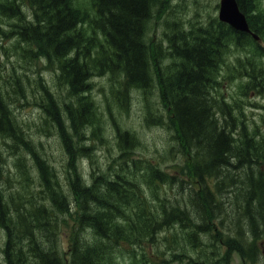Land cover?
I'll return each mask as SVG.
<instances>
[{"label": "trees", "instance_id": "trees-1", "mask_svg": "<svg viewBox=\"0 0 264 264\" xmlns=\"http://www.w3.org/2000/svg\"><path fill=\"white\" fill-rule=\"evenodd\" d=\"M236 3L251 33L217 18L185 26L170 20L161 43L148 29L169 11L167 0H90L89 9L73 0H0V17L19 42L55 66L69 97L60 102L40 85L52 106L51 134L66 152L60 174L39 155L41 141L28 134L0 84V141L13 157L6 161L0 154V227L5 254L15 264H111L113 254L152 243L170 248L168 261L188 264H229L234 253L258 256L257 240L264 238V112L262 131L236 123L231 114L237 105L216 93L231 47H249L234 68L247 80L241 91L264 92L258 64L264 60V18L253 0ZM103 73L118 85L122 106L136 89L152 93L166 110L154 115L170 133L168 151L175 149L178 172L137 155L136 138L118 129L114 160L90 163V173L82 174L87 136L99 113L88 96L90 82ZM183 169L187 181L177 175ZM66 215L71 225L64 249Z\"/></svg>", "mask_w": 264, "mask_h": 264}, {"label": "rangeland", "instance_id": "rangeland-1", "mask_svg": "<svg viewBox=\"0 0 264 264\" xmlns=\"http://www.w3.org/2000/svg\"><path fill=\"white\" fill-rule=\"evenodd\" d=\"M73 1L80 8H90V0ZM218 2L219 0H167L170 9L167 14L162 13L152 20L148 29L150 38L153 37V42L160 41L162 43L164 33H169L164 22L170 23V20L180 21L182 26H185L215 19ZM253 3L256 6L257 14L264 18V0H253ZM3 20L0 17V84L7 86L6 91L9 101H12V109L18 120L27 129L28 134L33 140L41 141L43 147H40L39 155L51 164L52 169H57L56 173L61 174L66 152L58 144L62 143L61 139L51 134L50 127L53 121L47 111L52 106L45 100L44 94H40V85L47 87L60 102H68L69 97L65 91L64 83L57 80L55 66L46 59H40L39 56L34 55L33 47L19 42L8 26L10 22L7 23ZM248 51L249 47L246 50L231 47L226 51L219 71L222 78L219 82L220 89L216 93L221 94L231 107L234 103L237 105V108H232L231 114L236 123L240 122L249 128H257L262 131L263 125L260 121L264 112V92L260 94L249 90L242 92L247 80L242 78L239 74L241 72L238 73L234 70L237 64L236 58L244 57ZM258 64L264 68V60L258 61ZM16 78L17 84L14 82ZM111 80V75L103 73L93 76L90 82L91 90L88 96L94 106L99 109V113L96 127L91 130L93 134L87 136L90 140V144L86 145L89 158L81 159L82 174L87 176L90 173V163L102 165L114 160L117 152L115 138L118 129H125L136 138L137 155L147 157L151 162L161 165L167 171L178 172L175 149L172 148L168 151L172 144L170 133L165 126L158 124L154 115L164 116L166 110L153 98L152 93L144 94L141 90L136 89L128 91L127 102L122 106L124 100L116 98L118 85L111 86ZM50 136L54 139H48ZM73 153L75 158L78 157L75 150ZM0 154L6 161L13 160L10 154L5 153L2 141H0ZM184 160L182 161L183 165L185 164ZM182 171L177 175L187 181L188 178L183 174L184 169ZM64 221L60 244L62 248L66 249L67 239L70 235V215H66ZM261 240L257 242V258L248 260L238 254H232L229 264H264V242ZM5 244L6 233L0 227V264H15L16 262L13 260L15 257L6 256ZM169 250L170 248L161 244H144L142 248L131 249L130 254L125 252L113 254L111 264H188L183 259L168 261ZM132 254H134V259L138 258L135 263L131 260ZM142 255L143 258H139ZM160 257L163 262L157 260Z\"/></svg>", "mask_w": 264, "mask_h": 264}, {"label": "water", "instance_id": "water-1", "mask_svg": "<svg viewBox=\"0 0 264 264\" xmlns=\"http://www.w3.org/2000/svg\"><path fill=\"white\" fill-rule=\"evenodd\" d=\"M218 18L238 31L249 32L245 18L239 12L235 0H221Z\"/></svg>", "mask_w": 264, "mask_h": 264}, {"label": "bare ground", "instance_id": "bare-ground-1", "mask_svg": "<svg viewBox=\"0 0 264 264\" xmlns=\"http://www.w3.org/2000/svg\"><path fill=\"white\" fill-rule=\"evenodd\" d=\"M18 77V76H17ZM12 80V79H11ZM31 80V79H30ZM36 82V81H35ZM68 169H70V168H68ZM87 182V181H86ZM21 190V189H20ZM186 195V194H185ZM223 216V215H222ZM229 220V219H228ZM169 253V252H168Z\"/></svg>", "mask_w": 264, "mask_h": 264}, {"label": "flooded vegetation", "instance_id": "flooded-vegetation-1", "mask_svg": "<svg viewBox=\"0 0 264 264\" xmlns=\"http://www.w3.org/2000/svg\"><path fill=\"white\" fill-rule=\"evenodd\" d=\"M262 242V241H261ZM263 242H264V240H263Z\"/></svg>", "mask_w": 264, "mask_h": 264}]
</instances>
